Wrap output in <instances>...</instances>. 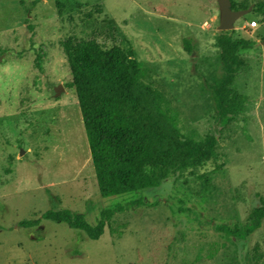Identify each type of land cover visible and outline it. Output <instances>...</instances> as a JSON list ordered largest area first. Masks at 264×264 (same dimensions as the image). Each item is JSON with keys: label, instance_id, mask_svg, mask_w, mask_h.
<instances>
[{"label": "rangeland", "instance_id": "374dc122", "mask_svg": "<svg viewBox=\"0 0 264 264\" xmlns=\"http://www.w3.org/2000/svg\"><path fill=\"white\" fill-rule=\"evenodd\" d=\"M232 1L252 9L227 32L254 45L238 52L232 83L247 102L220 122L215 0H0V264H264V219L243 241L214 229L243 225L264 200V0ZM69 36L130 45L162 110L185 137L213 135L215 156L157 188L101 197L62 47ZM128 203L98 240L41 218L69 210L95 225Z\"/></svg>", "mask_w": 264, "mask_h": 264}, {"label": "trees", "instance_id": "16d2710c", "mask_svg": "<svg viewBox=\"0 0 264 264\" xmlns=\"http://www.w3.org/2000/svg\"><path fill=\"white\" fill-rule=\"evenodd\" d=\"M230 2L232 10L248 8ZM216 45L224 74L215 82L212 97L218 120L228 122L242 112L247 102L232 87L243 63L238 52L250 49L254 42L234 39L224 31L217 36ZM62 47L101 197L157 188L178 172L200 168L215 156L217 141L213 135L201 140L185 137L162 110L158 92L147 83L149 69L130 45L104 48L95 39L69 36ZM183 48L192 51L188 39L183 40ZM128 205L116 204L102 211L95 225L88 224L83 214L69 210H49L41 218L64 223L84 232L90 240H98L106 221ZM263 219L264 200L252 209L243 225H216L214 229L243 241L261 227ZM38 224L39 220H32L19 225Z\"/></svg>", "mask_w": 264, "mask_h": 264}, {"label": "water", "instance_id": "95a60500", "mask_svg": "<svg viewBox=\"0 0 264 264\" xmlns=\"http://www.w3.org/2000/svg\"><path fill=\"white\" fill-rule=\"evenodd\" d=\"M215 1L218 5L220 12V22L218 26V30L220 32L231 31L234 27V23L242 16L248 14L252 9V7L250 6L247 9H243V10H232L230 0H215ZM60 91H62V87L58 86L55 89V94L58 95Z\"/></svg>", "mask_w": 264, "mask_h": 264}, {"label": "built area", "instance_id": "2783aa9c", "mask_svg": "<svg viewBox=\"0 0 264 264\" xmlns=\"http://www.w3.org/2000/svg\"><path fill=\"white\" fill-rule=\"evenodd\" d=\"M256 26V22L255 21H252L251 23V28L255 27Z\"/></svg>", "mask_w": 264, "mask_h": 264}, {"label": "bare ground", "instance_id": "6f19581e", "mask_svg": "<svg viewBox=\"0 0 264 264\" xmlns=\"http://www.w3.org/2000/svg\"><path fill=\"white\" fill-rule=\"evenodd\" d=\"M80 126V125H79Z\"/></svg>", "mask_w": 264, "mask_h": 264}]
</instances>
